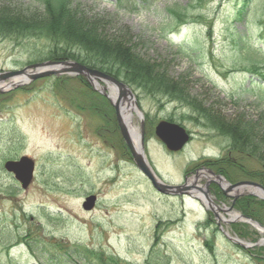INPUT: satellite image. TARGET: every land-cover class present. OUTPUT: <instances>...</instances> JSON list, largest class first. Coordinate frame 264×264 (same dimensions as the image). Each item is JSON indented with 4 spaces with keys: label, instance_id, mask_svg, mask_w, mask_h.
<instances>
[{
    "label": "rangeland",
    "instance_id": "obj_1",
    "mask_svg": "<svg viewBox=\"0 0 264 264\" xmlns=\"http://www.w3.org/2000/svg\"><path fill=\"white\" fill-rule=\"evenodd\" d=\"M1 1L42 11L34 0ZM185 1L154 0L147 6L141 0H72L87 17H98L108 35L166 63L173 77H182L189 94L221 118L211 124L200 111L127 86L136 107L130 122L138 135L143 121L146 161L158 178L174 185L190 180L195 169H210L217 158L222 166L238 160L239 166L259 169V159L245 155L225 133V121L240 117L241 123L256 122L264 130V82L240 70L250 60L264 66V23L236 52L222 30L223 24L234 23L236 0H203L189 10V17L201 12L205 21L184 24L162 37L160 29L170 26L166 8ZM195 37L202 49L194 58L186 51L175 52ZM50 43L36 37L0 38V72L49 60L36 59L46 57ZM80 78L64 73L16 87L3 88L10 80L0 83V264H39L26 245L17 242L27 234L38 237L48 251L56 244L78 246L98 264H264V244L245 249L225 236L247 244L264 239L253 226L242 227L239 218L232 223L238 226L220 222L221 232L194 198L154 190L132 162L110 101ZM169 118L189 134L188 144L176 153L168 152L153 131L159 120ZM21 155L34 160L32 182L25 190L2 169L3 161ZM238 169L226 168L221 175L230 183L247 179ZM202 183L199 179L197 186ZM88 195L96 201L85 211L81 204ZM238 228L243 236L237 235Z\"/></svg>",
    "mask_w": 264,
    "mask_h": 264
},
{
    "label": "trees",
    "instance_id": "obj_2",
    "mask_svg": "<svg viewBox=\"0 0 264 264\" xmlns=\"http://www.w3.org/2000/svg\"><path fill=\"white\" fill-rule=\"evenodd\" d=\"M34 1L42 8L41 12L17 9L10 3L0 2V38L7 37L13 41L24 38L35 39V37L49 40L51 43L46 48V57L36 60L73 59L87 67L102 70L121 80L128 87L139 89L153 98L163 96L191 108L196 114L200 111L201 117L211 124L221 121V118L213 113L211 106H205V103L198 97L189 94L190 90L186 87L182 77L175 78L170 74L166 63L141 55L133 45L130 46L126 41L123 43L122 39L113 34L108 35L101 27L98 17H87L77 5H73L72 0ZM141 2L150 6L154 0H141ZM202 3L203 0H186L182 3L178 2L172 8H166L171 27L163 26L160 29V35L167 38L169 34H173L174 29L184 24L205 21L206 14L203 15L201 12L194 19L189 17L191 13L189 10L196 7L195 4L200 6ZM136 4V2H132L133 7ZM263 13L264 0H236L233 3L231 18L234 23L222 25L224 37L231 42L233 50L239 52L244 44H248L249 38L253 35L252 30L255 29L258 33L262 31ZM188 44L175 52L186 51L189 58H194L193 53L202 49L200 40L195 37ZM240 70L254 74L264 82V66L262 64L250 60L248 65L240 66ZM80 80L85 84L83 78ZM257 87L259 88V86ZM239 118L225 121L226 129L224 128V131L233 143L238 145L240 151L245 152V155L257 157L261 167L255 170L246 169L245 166H239L236 163L239 162L238 160H234L231 164V161L228 160L229 164L226 168H234L236 165L242 168L238 169L239 172L236 173L243 179L256 180L264 185V130L260 131L256 122L244 120L241 123V118ZM215 127L217 126L215 125ZM258 139L262 141H258ZM243 141L245 142L243 143ZM241 143L244 145H240ZM224 174L229 178L226 173ZM250 200L243 202L245 211L246 204L253 201ZM252 216L254 220L264 224V215L260 217V215L252 214ZM238 234L240 233L238 232ZM17 242L25 244L39 264H98L95 261L97 259L92 258L93 254H87L78 246L67 245L64 247L62 244H56L53 250L48 251L46 247H43L44 244L38 237L28 234L20 237ZM115 262L110 260V263L107 264H115Z\"/></svg>",
    "mask_w": 264,
    "mask_h": 264
},
{
    "label": "water",
    "instance_id": "obj_3",
    "mask_svg": "<svg viewBox=\"0 0 264 264\" xmlns=\"http://www.w3.org/2000/svg\"><path fill=\"white\" fill-rule=\"evenodd\" d=\"M73 74V75H82L86 81L92 86L95 91L100 92L103 94L112 104V107L115 112L116 122H118V129L119 133L121 134V138L123 143L131 155L132 162L135 164L136 168L141 172L142 175L146 177V179L150 182L152 187L157 193H161L167 196H180L181 194H186L189 196H194V191H201V188L197 186L195 182H184L181 185H174V184H166L164 183L158 176L154 173L150 164L147 163L145 155L142 151L143 148V121H141L139 126L140 134L137 136L136 146L133 143V137L131 133H129L126 125L122 122L119 106L123 100H132L133 95L131 90L122 82L114 78L113 76H109L104 72H100L99 70L88 68L85 65L81 64L80 62H76L73 60L68 61H45V62H38L36 64H30L22 69H16L15 71H5L0 72V82L8 80H13L16 77L19 78V81L16 83H11L10 86L16 87L17 85H23L27 83V81L37 80V78H44L51 75L58 76L59 74ZM103 82L108 89L113 88L116 90V97L112 101L111 100V91L107 93L105 91V86L100 84ZM135 105V102H134ZM139 117L140 114H139ZM154 135L160 142L163 143L166 150L169 152H178L181 150L189 141V134L188 132L181 126L180 124H176L171 121L159 120L155 125ZM4 170L9 174L12 175L13 179L17 181L19 187L23 190L27 189L28 186L32 182L33 174H34V160L33 158H29L26 155H21L16 160L9 159L4 162L3 165ZM207 172L211 173L209 170ZM218 180H221L219 176H216ZM245 185L258 188L259 191L264 195V187L258 184L257 182L254 183L252 181H240L234 184H226L224 192L234 190L237 191L238 188L244 187ZM238 194H235L237 196ZM195 198H198L195 196ZM96 198L93 195H88L85 197L84 202L81 204V208L86 210H92L95 204ZM244 218L245 223H250L257 231L264 233L263 227L261 224L253 222L249 218ZM233 243L241 245L244 248L252 247L258 244L264 243V239H259L257 243H243L238 239H231Z\"/></svg>",
    "mask_w": 264,
    "mask_h": 264
},
{
    "label": "flooded vegetation",
    "instance_id": "obj_4",
    "mask_svg": "<svg viewBox=\"0 0 264 264\" xmlns=\"http://www.w3.org/2000/svg\"><path fill=\"white\" fill-rule=\"evenodd\" d=\"M222 161L220 158L212 160L211 163V172L216 173L217 175L223 174L226 169V165L224 164L222 166ZM4 165V161L2 164V169ZM201 169H195L194 173H192V176L198 175L199 179H203L202 185H200L201 191L199 192L200 197L197 198V201L199 204H201L202 208H204V211L207 214V218L213 219L219 227H221L220 222L226 223V224H232L236 222L238 217L232 219V215L237 214L238 216L252 218V214H255V216H259L262 212L264 213V195L261 194H254L252 192L239 194L237 196L231 195L229 192L225 193L224 188L221 185L220 182L217 181L216 178H213L211 176L201 175L202 172H205ZM5 172V170H4ZM186 180H189L186 178ZM185 196L181 195L180 197ZM252 199V202H248L246 204V211L243 208V202H247L248 200ZM251 201V200H250ZM256 209V210H255ZM259 211V212H256ZM224 216H227V218L224 219ZM242 227L245 228V225L248 223L243 222ZM233 225V224H232ZM233 226H238L233 225ZM238 232L242 233V231L239 229ZM240 236V234H237ZM261 238V237H260ZM258 238V240L260 239ZM257 240V242H258ZM261 246V245H258ZM257 246V247H258ZM249 255H252V253L249 252ZM264 258V256H261V259Z\"/></svg>",
    "mask_w": 264,
    "mask_h": 264
},
{
    "label": "bare ground",
    "instance_id": "obj_5",
    "mask_svg": "<svg viewBox=\"0 0 264 264\" xmlns=\"http://www.w3.org/2000/svg\"><path fill=\"white\" fill-rule=\"evenodd\" d=\"M19 81V78L18 77H16L15 79H13V80H11V82L12 83H16V82H18ZM8 84L9 83H7V84H5V86L3 87V88H5V87H7L8 86ZM110 91H111V95H110V97H111V100L113 101L114 99H115V97H116V95H117V93H116V90H114L113 88H111V89H109ZM119 112H120V116H121V119H122V122H124V124L126 125V127H127V129H128V131H129V133H131V135H132V139H133V143H135V146H136V140H137V136H138V132H137V129H136V127L134 128L132 125H131V122H130V119L132 118V116H133V113L134 112H136L135 111V108H134V103H133V101L132 100H123L122 102H121V104H120V106H119ZM204 175V174H206L205 172H202L201 174H200V176L201 175ZM199 177V176H198ZM195 183H196V181H195ZM225 182H222V184H224ZM236 216H238L237 214H235V215H232V219H234V218H236Z\"/></svg>",
    "mask_w": 264,
    "mask_h": 264
}]
</instances>
